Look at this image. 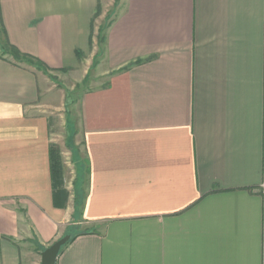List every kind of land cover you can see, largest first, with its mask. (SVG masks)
Here are the masks:
<instances>
[{
  "label": "crops",
  "instance_id": "obj_1",
  "mask_svg": "<svg viewBox=\"0 0 264 264\" xmlns=\"http://www.w3.org/2000/svg\"><path fill=\"white\" fill-rule=\"evenodd\" d=\"M116 2L91 79L108 81L70 116L85 173L55 206L57 73L80 79ZM0 15L49 69L0 55V264H40L66 234L55 264H264V0H0Z\"/></svg>",
  "mask_w": 264,
  "mask_h": 264
},
{
  "label": "rangeland",
  "instance_id": "obj_2",
  "mask_svg": "<svg viewBox=\"0 0 264 264\" xmlns=\"http://www.w3.org/2000/svg\"><path fill=\"white\" fill-rule=\"evenodd\" d=\"M118 9V3L116 2L115 5L112 8L109 9H103L99 11V13L94 17V20L92 22V34H91V41L89 44L88 52L85 55V58H82L80 63L82 65L80 66L81 76L80 79L75 78V74L73 72H66L59 71L58 77L59 80L55 81L57 83V86L61 88L64 91V94L71 93L73 98H77L83 91L86 89L88 90L91 86H98L103 85L108 81V76H102L98 77L96 79V83H92L91 79L94 77V75L98 74L96 71H98L96 67L97 59L100 56L101 53V46L102 44L98 43L99 38V31L100 29L105 28L113 19L116 11ZM104 33V31H103ZM102 33V34H103ZM0 55L1 54V48H0ZM93 57L92 63H88L89 59ZM79 70V71H80ZM52 79V78H51ZM53 80V79H52ZM72 88V90H70ZM74 94V95H73ZM70 116L73 117L74 114H76V105H71L69 108ZM74 122V121H73ZM69 127V126H68ZM66 123V114L65 109L61 111L58 116H56L55 121L52 123L50 127V135L52 144L56 146L60 153V158L62 162L63 167V175L64 179L67 183L70 182L71 178L74 177V174L76 171L75 166V158L77 160L80 158V152H81V145L78 143L76 145V141L74 140L75 136V130L74 127L69 130ZM78 164V163H77ZM71 183V182H70ZM70 194L72 193L70 185H68Z\"/></svg>",
  "mask_w": 264,
  "mask_h": 264
},
{
  "label": "trees",
  "instance_id": "obj_3",
  "mask_svg": "<svg viewBox=\"0 0 264 264\" xmlns=\"http://www.w3.org/2000/svg\"><path fill=\"white\" fill-rule=\"evenodd\" d=\"M110 23L107 26H105V28L100 29L99 38H98L99 44H102L104 42L103 31H105V29L110 25ZM0 48H1V54L9 55L16 62H25L49 76V69L46 67L44 63H42L40 60L33 58L31 56L21 54L15 47L9 44L6 38V33L4 30L3 24H2L1 15H0ZM77 100H78V97L73 98L71 93L66 92L64 109H65V114H66L67 127L68 126L70 127V128L68 127L69 130L73 128L74 124L72 122V119L70 118V113H69L68 108L71 105H75ZM49 159H50V174H51V181H52V194H53L54 205L59 206V204H57L56 202L58 196L61 195V196H64V198H66L67 193L66 191H64V189H62L63 188V167H62L59 150L54 145L50 146L49 148ZM84 171L85 169L82 171L81 175H79L76 171L75 182L81 179L82 175L85 173ZM77 194H78V191L75 190V195ZM80 205L81 203H77V199L75 198L74 207L76 206V208H78ZM66 235H69V234H66ZM69 237L70 238L68 242L74 239V236L69 235Z\"/></svg>",
  "mask_w": 264,
  "mask_h": 264
},
{
  "label": "water",
  "instance_id": "obj_4",
  "mask_svg": "<svg viewBox=\"0 0 264 264\" xmlns=\"http://www.w3.org/2000/svg\"><path fill=\"white\" fill-rule=\"evenodd\" d=\"M69 235L55 241L40 254V264H55L61 248L69 241Z\"/></svg>",
  "mask_w": 264,
  "mask_h": 264
},
{
  "label": "built area",
  "instance_id": "obj_5",
  "mask_svg": "<svg viewBox=\"0 0 264 264\" xmlns=\"http://www.w3.org/2000/svg\"><path fill=\"white\" fill-rule=\"evenodd\" d=\"M262 186H264V181H263V183H262Z\"/></svg>",
  "mask_w": 264,
  "mask_h": 264
}]
</instances>
